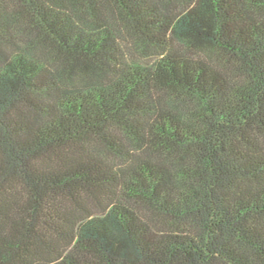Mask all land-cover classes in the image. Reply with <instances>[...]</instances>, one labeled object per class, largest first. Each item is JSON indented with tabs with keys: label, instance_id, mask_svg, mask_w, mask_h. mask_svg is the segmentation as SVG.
<instances>
[{
	"label": "trees",
	"instance_id": "16d2710c",
	"mask_svg": "<svg viewBox=\"0 0 264 264\" xmlns=\"http://www.w3.org/2000/svg\"><path fill=\"white\" fill-rule=\"evenodd\" d=\"M0 264H264V0H0Z\"/></svg>",
	"mask_w": 264,
	"mask_h": 264
},
{
	"label": "rangeland",
	"instance_id": "374dc122",
	"mask_svg": "<svg viewBox=\"0 0 264 264\" xmlns=\"http://www.w3.org/2000/svg\"><path fill=\"white\" fill-rule=\"evenodd\" d=\"M125 43V42H124ZM135 56H137V57H140L141 56V58H143V60L145 59V60H149L150 59V57H148V56H146L145 54H143V53H138V52H136L134 55H133V58H135ZM129 57H131V55H129Z\"/></svg>",
	"mask_w": 264,
	"mask_h": 264
}]
</instances>
